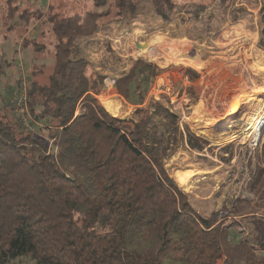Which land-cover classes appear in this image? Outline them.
<instances>
[{"label": "trees", "instance_id": "trees-1", "mask_svg": "<svg viewBox=\"0 0 264 264\" xmlns=\"http://www.w3.org/2000/svg\"><path fill=\"white\" fill-rule=\"evenodd\" d=\"M55 1L0 0V27L14 17L8 29L19 21L36 33L48 26V42L25 36L22 47L32 43L53 59L47 82L37 78L45 65L33 64L0 96V264H264V214L254 206L264 191V124L241 160L238 193L199 213L165 160L187 145L230 165L237 143L215 145L187 124L182 129L164 95L147 102L163 69L142 57L115 78L131 115H113L97 98L106 75L76 43L108 23L132 24L145 1L165 25L187 2L196 20L211 6L210 28L227 16L237 22L246 10L235 0H75L62 10ZM24 2L30 6L21 10ZM258 25L264 50V5ZM186 75L198 77L190 67ZM24 80L27 121L12 103Z\"/></svg>", "mask_w": 264, "mask_h": 264}, {"label": "rangeland", "instance_id": "rangeland-1", "mask_svg": "<svg viewBox=\"0 0 264 264\" xmlns=\"http://www.w3.org/2000/svg\"><path fill=\"white\" fill-rule=\"evenodd\" d=\"M67 1L75 3V0H56L55 5L62 10ZM32 2L36 7L40 5L39 0ZM150 5V2H144L145 14L132 24L121 21L108 23L93 37L78 38L76 43L84 47L94 67L113 80L127 72L140 57L155 62L163 72L153 79L147 102L164 95L180 114L182 129L187 124L215 145L237 143L230 165L220 162L217 155L212 157L207 150L197 152L187 145L178 147L171 158L165 160L169 173L190 195L194 208L199 213L208 214L221 208L238 193L236 178L242 170L241 160L245 164L247 149L253 152L264 124H258L264 116L262 93L248 97L251 100L242 104V107L247 106L242 115H230L221 123H213L214 115L222 111L231 95L240 89L248 92L253 88H264V50L258 46V20L264 0H235L234 5L241 6L246 13L241 14L237 22L231 21L228 16L220 22L215 21L211 28L207 22L211 6L196 20L191 18L195 4L187 2L175 9L173 21L165 25L151 11ZM3 6L0 5V16L4 13ZM25 6L29 8L30 5L24 2L21 10ZM15 18L8 19L6 28L0 27V96L6 86L15 84L30 71L33 64L45 65V70L37 76L43 82H47V76L53 70L51 57L35 52L32 43L22 47L25 36L48 42V26L42 29L45 34L39 29L36 30L38 33L33 29L27 31L22 21L14 25V29H8L9 24L17 21ZM137 42L147 46L139 48ZM189 67L196 70L197 78L186 75ZM168 76L173 78V86L178 93L170 98L163 86ZM23 78L26 79V75ZM107 78L105 88L97 95L99 103L115 116L129 117L134 106L120 97L114 85L112 90H107ZM108 82L110 84L112 80ZM21 89L22 86L18 85L14 88L13 106V98ZM254 206L258 214H264V191L255 200ZM218 264H223V261Z\"/></svg>", "mask_w": 264, "mask_h": 264}, {"label": "bare ground", "instance_id": "bare-ground-1", "mask_svg": "<svg viewBox=\"0 0 264 264\" xmlns=\"http://www.w3.org/2000/svg\"><path fill=\"white\" fill-rule=\"evenodd\" d=\"M259 93L264 94V88L259 90L258 88H253L250 91H246L244 89H240L235 94L231 95L225 104L222 111L216 113L213 117V123H221L223 120L230 115L238 114L242 115L244 111H246V107H242V104H247L251 98L249 96H255ZM264 122V116L258 120V124H262Z\"/></svg>", "mask_w": 264, "mask_h": 264}, {"label": "built area", "instance_id": "built-area-1", "mask_svg": "<svg viewBox=\"0 0 264 264\" xmlns=\"http://www.w3.org/2000/svg\"><path fill=\"white\" fill-rule=\"evenodd\" d=\"M173 79V78H172ZM171 77L168 76L163 83L164 90L166 92V95L170 98V96H177L178 93L175 92V88L173 86V81ZM27 91H26V82H23L22 89L15 95L13 98L14 105H15V112L17 115L23 117L24 120L27 121V116H29V107H28V101H27Z\"/></svg>", "mask_w": 264, "mask_h": 264}, {"label": "crops", "instance_id": "crops-1", "mask_svg": "<svg viewBox=\"0 0 264 264\" xmlns=\"http://www.w3.org/2000/svg\"><path fill=\"white\" fill-rule=\"evenodd\" d=\"M138 43H139V42H137V46H138ZM138 47H139V46H138ZM139 48H140V47H139ZM106 78H107V77H106ZM110 80H112V83L109 84L108 81H110ZM114 83H115V79L113 80V79H111V78H110V79L107 78V83H106V85L108 86V88H107L108 91L112 90V85H114ZM120 97H121V96H120ZM122 98H123V97H122ZM123 99H124V98H123ZM124 100H125V99H124Z\"/></svg>", "mask_w": 264, "mask_h": 264}, {"label": "water", "instance_id": "water-1", "mask_svg": "<svg viewBox=\"0 0 264 264\" xmlns=\"http://www.w3.org/2000/svg\"><path fill=\"white\" fill-rule=\"evenodd\" d=\"M138 46H139L140 48H142V47L145 48V47L147 46V44H146V43H145V44H139V43H138Z\"/></svg>", "mask_w": 264, "mask_h": 264}]
</instances>
